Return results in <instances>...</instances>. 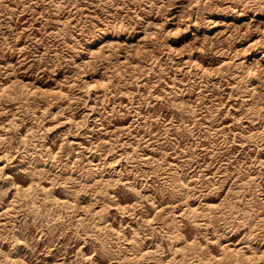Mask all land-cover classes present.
<instances>
[{"label":"rangeland","instance_id":"obj_1","mask_svg":"<svg viewBox=\"0 0 264 264\" xmlns=\"http://www.w3.org/2000/svg\"><path fill=\"white\" fill-rule=\"evenodd\" d=\"M0 264H264V0H0Z\"/></svg>","mask_w":264,"mask_h":264}]
</instances>
